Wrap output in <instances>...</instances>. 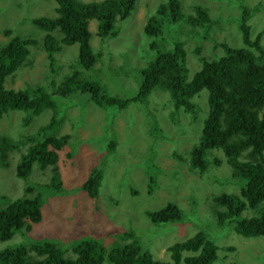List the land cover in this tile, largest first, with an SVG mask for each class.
<instances>
[{
  "label": "trees",
  "instance_id": "1",
  "mask_svg": "<svg viewBox=\"0 0 264 264\" xmlns=\"http://www.w3.org/2000/svg\"><path fill=\"white\" fill-rule=\"evenodd\" d=\"M137 1L56 0L57 16L32 15L28 20L44 32L42 46L49 68L45 83L47 85L39 84L32 89H9L5 83L8 77L29 60L31 48L40 39L37 35L36 38L29 34L23 37L13 34L12 28L6 29L4 33L10 39L0 47V120L10 110L40 114L47 109L68 105L75 99L84 103L91 100L98 108L105 110H125L133 103L138 104L145 110V120L152 135L145 161L146 164L158 167L153 162L158 155L157 144L163 137H168L152 105L156 102L153 100L154 96L160 91L166 92L170 96L169 109L172 117L176 118L180 111L181 114L194 115L195 119H190L194 123L191 129L196 134L200 132L197 142L187 150L188 159L173 147L172 155L177 162L173 167L174 172L180 171V164L187 162L191 171L205 174L212 164L221 165L220 157L211 156L213 151H221L232 168V178L239 191L235 194L214 195L218 223L221 226H232L244 237L264 236V33L259 32L253 36L249 23L251 17L261 8L260 3L253 8L242 3L244 7L241 9L239 24L242 35L240 47H233L228 41L214 44V47L222 49L223 54L209 59L203 54L202 42L208 34H213L212 27L219 19H212L209 10L200 4H195L191 12H184L181 0L160 2L157 9L149 15L144 27L151 43L135 47L142 46L145 50L148 46L155 52L152 60L146 66H138L141 64L135 59H144V55L139 56L135 52L137 55L132 57L128 52L123 56L125 62L130 60L137 63L134 67L138 77L134 95L123 98L112 95L107 90L106 87L113 77H108L106 71L104 78L107 85L93 76L92 71L103 55L101 51L97 54L92 49L90 41L93 34L89 25L91 20L97 22L96 36L105 44L106 41L120 36L121 22H125L132 15ZM171 27L173 28L169 29ZM198 28L204 30L201 37H197L200 36ZM181 33L199 39L191 52L196 54L201 66L192 79L188 77L187 65L190 51L185 47L186 40L180 38ZM64 45H76L78 56L76 62L71 64L72 71L57 82L55 77L61 66L57 67L55 53L60 52ZM116 71L128 75L123 66ZM129 78L127 76V80ZM129 81V86L137 83ZM204 91L207 92L209 111L204 123L198 124L195 113L201 108V104L197 99ZM165 107L167 106L164 103L163 108ZM60 125V119L56 117L43 126L37 136L31 138L36 141L34 145L26 154H22L17 164L16 174L25 181H28L35 164L42 171L53 166V175L45 186L26 183L23 196L14 200L8 199L7 204L0 208V242H8V246L0 250V264H212L217 259L219 247L204 232H198L190 239L170 245L168 250L171 261L156 259L150 252L151 246L145 243L142 245L139 232L143 227L138 225L133 228L130 225L126 230L116 227L113 231L108 229L100 233H84L78 228L71 234L59 235L52 231L43 234L44 237L39 236L43 232L34 231V228L43 220L42 209L47 200L44 198L47 196L43 197L45 189L56 192L59 196L71 195L76 190L85 191L94 202L93 213H99L100 190L104 179L103 160L107 151L113 152L118 146L116 141H108L105 147L99 146L100 151H107L100 156L98 166L95 164L90 168L86 181L79 188L68 190L62 185L57 166L58 151L70 145L71 152L68 156L73 157L78 143H70L68 135L55 136ZM94 136L96 135L92 138ZM173 143L174 146L177 145L175 140ZM157 187V176L150 177L149 193L156 191ZM203 189L204 187L191 186L194 192H201ZM195 207L196 204L193 212H196ZM248 209L256 214L250 218L244 217L242 213ZM183 211L179 205L168 202L157 211L146 210L145 214L152 225L160 226L179 223ZM75 216L79 217L78 210ZM112 233L120 235V238L107 245L106 241L111 239L106 238ZM70 250L76 255L75 258L67 257ZM226 250L234 251L235 246H226Z\"/></svg>",
  "mask_w": 264,
  "mask_h": 264
},
{
  "label": "rangeland",
  "instance_id": "2",
  "mask_svg": "<svg viewBox=\"0 0 264 264\" xmlns=\"http://www.w3.org/2000/svg\"><path fill=\"white\" fill-rule=\"evenodd\" d=\"M162 1L166 0H138L132 15L125 22H121L120 36L106 41L105 44L96 36L97 22L90 21L89 29L93 34L90 41L92 49L97 54L101 51L103 55L102 60L92 71L93 76L103 80L104 84H106L105 71L108 77H113L110 84H106L110 94L128 98L136 92L138 77L135 74L134 64L137 63H132L130 60L125 62L123 56L128 52L132 57L137 54L144 55V59L139 57L135 59L141 64L138 66H146L152 60L155 52L148 46L145 50L142 47L151 43V39L147 38L144 32V27L149 15ZM181 2L184 12H191L195 4H200L209 10L212 19H219L218 23H214L212 27L213 34H208L202 42L203 54L209 59L223 54L222 49L214 47V44L228 41L231 46L240 47L242 35L239 24L241 9L244 7L242 3L251 8L260 3L261 8L251 17L249 23L253 36L259 32L264 33V0H239V2L237 0H181ZM56 7V0H0V47L10 39L4 33L8 28H12L13 34L23 37L29 34L33 38L37 35L40 39L37 45L31 48L29 60L6 79V88L22 90L35 88L39 84L47 85L45 83L49 68L42 46L44 32L31 24L28 19L32 15L57 16ZM198 30H200V36L197 37H201L204 30L201 28ZM165 34L169 36L168 33L165 32ZM180 38L186 40L185 47L188 52L190 51L187 65L188 77L192 79L201 66V62L195 57L196 54L191 52L199 39L189 37L185 33H181ZM262 39L264 44V35ZM137 45L142 46L135 48ZM55 55L57 67L61 66L55 79L60 82L65 74L72 71L70 67L73 62H76L78 48L76 45H64L63 49ZM122 66L125 67L128 75L116 71ZM127 76L130 77L129 80L137 82L135 86H129L130 81L127 80ZM206 97L207 92L204 91L197 99L201 104V108L195 113L197 121L199 120L198 124H202L208 115ZM153 98L157 104L153 103L152 109L157 113L164 127V133L168 137L158 141V155L153 160L158 167L146 164L145 161L149 154L152 135L145 120V110L138 104L133 103L125 110L115 108L105 110L98 108L91 100L84 103L80 99H75L68 105L47 109L40 114L24 110H10L4 114L0 120V208L7 204L8 199L14 200L23 196L26 183L45 186L51 181L53 166L42 171L38 164H35L28 181L17 176L16 167L22 154H26L36 142L31 138L36 137L43 126L57 117L61 125L55 136L68 135L70 143H78L73 157L68 156L71 152L70 145L58 151L57 166L62 185L68 190L79 188L86 181L90 168L95 164L98 166L101 161L100 156L107 151H100L99 146H107L108 141H116L118 146L113 152L107 151L103 160L105 162L104 179L100 190L99 213H93L94 202L85 191L76 190L71 195L59 196L56 192L45 189L43 197L47 196L44 197L47 200L42 209L43 220L34 228V231L43 232L39 236L44 237L43 234L52 231L59 235L71 234L78 228L84 233L87 231L100 233L108 229L113 231L116 227H123L126 230L138 225L143 227L139 232L142 245L143 243L150 245V252L156 259L171 261V253L168 250L170 245L190 239L198 232H204L219 247L218 257L212 264H264V236L244 237L232 226H221L217 221L214 195L235 194L239 191V187L234 184L232 178V168L226 162L223 153L217 150L211 153V156L220 157L222 163L219 166L212 164L205 174L191 171L187 162L180 164V171L174 172L173 167L177 162L172 155L173 147L188 159V151L197 142L200 132L196 134L191 129L194 123L190 119H195L194 115L181 114L182 111H180L176 118L172 117L168 93L160 91ZM164 103L167 106L165 108H163ZM93 135L96 136L92 138ZM27 137L29 138L26 139ZM101 137L104 138L101 139ZM174 140L177 142L175 146ZM153 176H157L158 187L156 191L149 193V180ZM192 185L193 188L204 187V189L201 192H194L191 190ZM2 197L5 198L2 199ZM168 202H173L184 210L182 220L179 223L152 225L145 211H157ZM194 204H196V212H193ZM76 210L79 212V217L75 216ZM255 214L250 209L242 213L244 217L249 218ZM35 238L38 239L37 236ZM119 238L120 235L112 233L109 238H106V240L111 239L107 240L106 244L111 245L115 239ZM229 245L235 246V250H226V246ZM6 246L8 242H0V250ZM144 247L147 249V246ZM73 255L71 250L68 251L67 257Z\"/></svg>",
  "mask_w": 264,
  "mask_h": 264
},
{
  "label": "clouds",
  "instance_id": "3",
  "mask_svg": "<svg viewBox=\"0 0 264 264\" xmlns=\"http://www.w3.org/2000/svg\"><path fill=\"white\" fill-rule=\"evenodd\" d=\"M91 31V30H90ZM203 123H204V121H203ZM76 257V255L74 254L73 256H72V258H75Z\"/></svg>",
  "mask_w": 264,
  "mask_h": 264
}]
</instances>
